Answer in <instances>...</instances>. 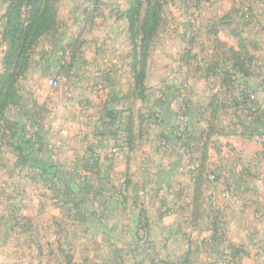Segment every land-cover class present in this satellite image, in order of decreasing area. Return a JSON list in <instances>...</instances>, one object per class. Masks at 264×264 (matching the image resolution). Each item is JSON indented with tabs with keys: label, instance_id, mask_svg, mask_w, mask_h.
I'll return each instance as SVG.
<instances>
[{
	"label": "crops",
	"instance_id": "obj_1",
	"mask_svg": "<svg viewBox=\"0 0 264 264\" xmlns=\"http://www.w3.org/2000/svg\"><path fill=\"white\" fill-rule=\"evenodd\" d=\"M242 1L166 0L161 3L168 12L160 17L155 38L167 33L168 37L181 41L202 37L208 40L204 53L184 47L159 50L166 60L157 69L171 71L172 76L160 75L161 85L154 82V86L166 88L172 84L184 88L178 99H168L163 89L159 90L160 99H141L134 93L131 51L128 47L125 51L118 49L117 44L113 47L116 40H130L126 0L59 1L79 11L73 12L70 20L58 16L54 29L56 43L52 42L54 35L49 32L51 39L45 37L46 33L34 45L28 66L15 84L19 102L6 110L7 116L16 121L36 114L41 120L40 146L28 150L16 145L12 165L20 173L30 167L53 183L58 194L55 198L60 203L54 206L52 217H62L64 211L70 210L65 206L69 194L63 191L70 181L77 180L82 188L80 196L86 203L106 198L103 194L108 189L109 200L117 209L121 194L123 199H129L131 189L143 183L145 171H149L153 190L157 191L167 185L190 187L201 174L199 169L211 170L216 165L223 182L237 183L239 217L250 210L259 211L256 217L264 224V143L252 139L250 133L253 130L264 133V114L255 117L253 123H239L235 115H242L241 108L236 111L234 106L240 98L230 99L222 88L230 80L239 89L249 87L253 80L259 86L258 81L264 77V74L257 75L264 73V0L252 5L255 23L241 21L237 16ZM204 3L208 11H203ZM8 4V0H0V31L6 21ZM82 7L85 13L80 12ZM68 21L80 28L92 25L81 37L97 42L92 48L75 50L72 65L53 74L58 79L57 87L50 86L48 77L52 76L48 72L57 66L48 64V58H52L65 34L77 37L83 29L65 33ZM95 24L102 26L94 30ZM162 24L169 26L166 32L161 31ZM5 50L6 44L0 39V73ZM79 57L80 60L85 57L87 62L76 64ZM147 69L146 72L151 71L152 67ZM250 71L253 76H246ZM145 79L148 81L149 76ZM219 89L221 92L212 91ZM213 96H227L230 101H219ZM154 111L158 112V118H153ZM121 127L128 131L124 140L116 132ZM112 147H117L116 154L110 152ZM92 180L100 188L92 190L89 187ZM138 191L141 193L142 189ZM49 196L52 195L46 193L47 199ZM31 197L33 201L38 198ZM87 211L91 212L90 207Z\"/></svg>",
	"mask_w": 264,
	"mask_h": 264
},
{
	"label": "rangeland",
	"instance_id": "obj_2",
	"mask_svg": "<svg viewBox=\"0 0 264 264\" xmlns=\"http://www.w3.org/2000/svg\"><path fill=\"white\" fill-rule=\"evenodd\" d=\"M59 1L51 0L54 2L57 18L62 15L64 19L70 20L72 13L79 11V8L74 9L71 5L68 7L66 2L60 4ZM134 1L126 0V3L130 7ZM160 1L162 3L166 0ZM256 1L259 0L242 1L237 13L241 21L255 23L257 18L252 5ZM204 6L206 8H202L203 11H208L207 4L204 3ZM80 12L85 13L86 10L82 7ZM167 12V7L161 4L160 17L167 15ZM94 26L96 30L102 25ZM88 27L91 28L92 25L82 26L77 37L65 34L61 43L56 46L63 50L72 49L69 67L74 62L75 50L92 48L97 42L81 37ZM81 28L68 21L65 33L67 30L72 32ZM168 28L167 24H162L160 29L166 32ZM55 31H51L54 35L53 43L57 42ZM49 35L47 33L45 37L48 38ZM154 38L155 36L148 41L147 50L139 49L135 58L130 40H116L113 47L117 44L118 49H130L131 68L133 64L137 67L135 72L131 69L136 80L133 90L139 98L160 99L159 90L163 89L169 95L168 99H178L184 88L180 89L172 84H168L166 88L154 86V82L161 85L158 79L160 75L162 78L172 76L171 71H158L157 65L166 60L159 50L184 47L204 53L208 40L202 37L194 41H181L173 36L168 37L167 33ZM80 58L75 60L76 64L87 62L85 57L84 60ZM201 58L204 57L199 59ZM48 60V64L60 65L56 70L48 72V75L58 74L61 64L50 58ZM218 67L219 72L220 66ZM147 68L151 71L146 72ZM262 69L264 70L263 65ZM225 71L229 70L225 68ZM259 74L264 73H257ZM146 76H149L148 81ZM246 76H253V73L250 71ZM258 79L260 78H256ZM253 82L249 87L240 89L233 86L231 80L222 86L230 99H236L237 96L241 99L237 98L239 101L234 106L236 111L241 108L242 115H235L239 123H253L255 117L264 114V83L259 80L258 86ZM149 83L153 85L149 86ZM212 91L217 93L221 89ZM234 92L235 95L232 94ZM213 97L219 101H230L227 96ZM221 104L225 105V102ZM227 109L231 110L230 106ZM37 111L41 113L42 110ZM157 114L154 111L153 118H158ZM32 118L21 120L23 133L29 132V128L34 125L41 128L39 116L36 114ZM233 121L239 124L235 119ZM120 130L126 132L122 127L117 128L116 132ZM14 143L16 141L13 142L8 137L1 138L0 141V264H264V224L256 217L259 211L256 213L250 210L247 215L239 217L237 183L229 185L223 182L220 168L216 165L211 170L199 169L201 174L190 187L179 185V189L176 185H167L165 189L156 188L157 191L153 190L155 186L152 185L149 171H145L143 183L131 189L129 199H123L124 195L121 194L122 200H119L117 209L113 208V203L109 200L108 189L107 194H103L106 198L92 199L86 203L80 196L82 188L77 180L70 181L63 190L65 194H69L67 205L66 202L64 205L70 207V210L64 211L62 217H52L54 206L60 203L55 198L58 196L55 186L30 167L20 173L12 165L16 147ZM31 177L34 180L30 181ZM96 181L100 183L99 179ZM96 181L92 180L89 185L92 190L99 187ZM137 187L142 189L141 193ZM123 188L122 186V190ZM178 191L183 192L178 194ZM46 193L52 196L47 199ZM32 195H37L38 198L35 197L33 201ZM89 207L91 212L87 211Z\"/></svg>",
	"mask_w": 264,
	"mask_h": 264
},
{
	"label": "trees",
	"instance_id": "obj_3",
	"mask_svg": "<svg viewBox=\"0 0 264 264\" xmlns=\"http://www.w3.org/2000/svg\"><path fill=\"white\" fill-rule=\"evenodd\" d=\"M8 3L6 21L0 31V39L6 44L2 58L3 71L0 73V141L1 138L8 137L13 142L16 140L15 146L20 145L31 150L41 144L40 129L34 139L27 137L23 133L24 126H21V122L10 119L6 110L19 102L16 81L27 68L34 45L43 35L55 29L57 17L53 8L54 2L51 0H8ZM132 4L125 11V15L128 18V31L135 58L139 49L147 50L148 41L152 40L160 25L161 1L135 0ZM70 50L72 52V49ZM68 64L61 67L69 68ZM132 67L135 72L136 65L133 64ZM250 133L264 136V133L259 131L253 130Z\"/></svg>",
	"mask_w": 264,
	"mask_h": 264
},
{
	"label": "built area",
	"instance_id": "obj_4",
	"mask_svg": "<svg viewBox=\"0 0 264 264\" xmlns=\"http://www.w3.org/2000/svg\"><path fill=\"white\" fill-rule=\"evenodd\" d=\"M70 54H71L70 49H64L62 51H54L53 54L51 55L53 59L52 58L51 59L54 60L55 63L58 62L61 65H67L69 63V60H70ZM59 67H60V65L57 66V68H59ZM57 80L58 79L56 78V76H52L48 79V84L51 86H56ZM28 131L29 132L26 133V136L31 138V139H34L35 134L38 131V126L37 125L31 126ZM126 135H127L126 132H124L123 130L118 131L119 139L125 138ZM251 137H252V139H254L258 142L264 143V136L261 134H253V135H251ZM117 151H118L117 147H112L110 149V152L112 154H116Z\"/></svg>",
	"mask_w": 264,
	"mask_h": 264
}]
</instances>
